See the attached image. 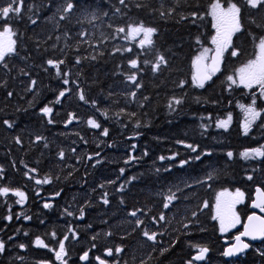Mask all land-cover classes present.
<instances>
[{"label":"trees","instance_id":"16d2710c","mask_svg":"<svg viewBox=\"0 0 264 264\" xmlns=\"http://www.w3.org/2000/svg\"><path fill=\"white\" fill-rule=\"evenodd\" d=\"M9 2L0 0V6ZM66 2L24 0L21 14L0 18V31L7 23L17 33L15 53L0 62V187L24 193L21 203L11 192L0 196V264H60L49 248L57 250L65 236L66 264H187L197 246L209 251L193 264H264V241L236 260L223 257L225 240L250 214L254 189L264 191V157L240 155L264 145V111L245 135L239 107L254 97L227 80L254 58L264 36V7L232 0L242 9V31L219 70L198 88L192 62L213 37L215 0H73L74 9L64 13ZM219 2L226 8L229 0ZM140 22L157 29L153 46L128 36L127 26ZM120 27L126 31L117 32ZM158 55L167 63L154 73ZM49 59L64 61L61 75ZM131 59L138 69L129 67ZM133 72L139 89L127 80ZM45 106L52 109L48 115L41 112ZM229 115L227 130L216 127ZM89 119L100 127L92 128ZM45 178L50 182L36 183ZM237 189L244 193L236 208L241 224L222 235L213 219L216 198ZM144 231L156 233L155 241ZM37 237L48 247L37 246ZM116 247L122 248L118 254ZM108 249L113 254L107 257Z\"/></svg>","mask_w":264,"mask_h":264},{"label":"snow or ice","instance_id":"6c2138e0","mask_svg":"<svg viewBox=\"0 0 264 264\" xmlns=\"http://www.w3.org/2000/svg\"><path fill=\"white\" fill-rule=\"evenodd\" d=\"M125 0H120L121 4H124ZM24 3V0H11V2L7 3L4 6H0V18H3L5 21L8 20L12 15H19L22 11V5ZM245 3L247 6H249L252 9H258L261 7H264V0H245ZM75 7V4L73 0H67L66 7L63 8L64 13L71 12ZM139 7V5H138ZM241 7L237 4L232 2V0H229L228 6L226 8L222 7L219 0H215L214 3L211 5V11L210 15L213 18V27L216 29V35L212 37V43L215 45L214 55L211 57V65L207 64H201V60L204 59V53H201V55L197 56L193 60V68L195 71L192 75V82L193 85L198 88H203L205 86V82L210 80L212 76L219 70V61L222 58L224 51L229 48V46L232 43V37L234 34L241 32L243 25L241 23ZM161 15H164L163 12H161ZM193 17L197 16V13L193 12L191 13ZM65 15H61L60 19H65ZM32 23H35V21H31ZM117 32H125L126 29L124 27H120L116 29ZM157 32V29L151 26H146L143 22H140L138 24H129L127 26V33L128 36L132 39H135L137 36L142 35V39L139 41V46H153V35ZM17 33L10 27L7 23L4 24L2 31H0V62L5 61L6 57L12 55L16 51V40L13 39L14 36H16ZM83 35V33H81ZM258 48V54L256 55V58L254 60H250L248 64H246L243 68L239 70L238 79L239 84L243 85L245 88H252L253 85H258L260 88V95L262 98H264V36L260 37L257 44ZM130 51L131 49H127ZM119 51V49H117ZM208 49H205L204 52L206 53ZM233 56H236L237 50L233 49L232 53ZM92 59H95V57H92ZM50 67L57 69V75H61L59 71V66L64 63L63 60H52L49 59L46 62ZM76 63H80V59L77 58ZM147 63V61H145ZM167 63L165 57L163 55L157 56V62L152 65V71L155 73L157 72L161 65H165ZM129 67L131 69H138V61L136 59L129 60ZM65 77L68 76V73H63ZM127 80L134 84L135 88L139 89L141 87V84L137 80V75L135 72L129 74L127 76ZM227 80L231 82L232 84H236V79H234L233 76H228ZM33 85L36 83L35 81L31 82ZM65 85L69 83L67 79L63 81ZM184 81H180L179 86H183ZM67 89L62 90L59 92V95L57 96L56 102H60V98L65 96ZM9 96L12 95V93L8 94ZM132 96L136 95V92L131 93ZM80 100H85V97L83 94L80 95ZM147 99V97H145ZM175 104L181 103L179 99L173 98ZM93 104L95 102L93 101ZM256 99L255 97L252 100V103L248 106L241 105L245 111V122L243 124V130L244 134H248L249 128L252 126V124L261 117L262 111L264 110H257L255 107ZM169 107H172V104H169ZM123 112L124 110L121 109ZM41 112L44 115H48L52 112V109L50 107L45 106L43 109H41ZM70 115V120L72 118V114ZM231 121V115L228 116L225 120H219L217 121L216 127L223 128L225 130L228 129V125ZM4 123L8 127H12V124H10L7 120L4 121ZM49 123H52L51 120H49ZM88 124L92 128H99L100 125L96 123L95 120L89 119ZM104 134H107V129H104ZM40 137H37V140H39ZM16 143H21L20 139H16ZM180 143H183L182 141ZM193 152H195L197 149L193 147L192 145H187ZM210 154V153H207ZM241 157L244 159H251V158H257V157H264V145H262L259 148H253L249 150H245L242 152ZM59 156L63 158L64 153L60 152ZM227 156L229 158H232L233 153L228 152ZM161 160L165 159V157H160ZM195 159H200V156L197 155ZM186 161H181L180 166L182 167ZM34 171V170H33ZM123 169H121V173H123ZM27 175V173L25 174ZM209 179H212V176L210 175L208 177ZM248 179H252L251 176L248 177ZM49 179L45 178L43 181L36 180L37 184L49 183ZM12 193L18 197H20V200L17 201V203H21L24 199V193L19 190H13L9 189L8 187H0V196H6L9 193ZM257 193H259V201L253 203V207L260 208L262 212H264V191H261V189L257 188ZM226 193H219L217 195V203H216V215L213 216V219H217L220 222L221 225V231H226L228 227H234L236 223H239V218L235 215V213L232 211V209L235 207L236 204L242 202L244 193L241 192L239 189L236 190L234 194H228L231 199L226 201H221V197L224 196ZM58 195V193H57ZM174 199V194L167 197L168 201H171ZM104 203L107 204L108 200L105 199ZM50 205L45 204L44 207L47 208ZM164 207H169V203H165ZM205 207H207V203H205ZM130 215L135 216L136 211H132ZM193 216L196 215L195 212L192 213ZM8 219H11V217H8ZM160 219L163 220L164 216L161 214ZM248 223L244 225V231L241 232L239 235L235 237L236 243L232 245L230 248L226 249L223 253L225 257H231L236 256L239 253L244 252V250L249 249L251 245L249 243L244 242L241 237H248L250 240H264V218L251 215L248 217ZM143 222L140 220L136 221L137 227H140V225ZM147 240L149 241H155L156 233H149L148 231H144L142 233ZM55 236V234H53ZM68 239L67 236H65L63 239L58 241V250H54L49 248L50 251L55 252V258L57 261L60 262V264H66L64 257L66 255L65 252V241ZM35 244L42 248H47L48 245L45 244V242L37 237ZM21 248H24L25 246L23 244L20 245ZM198 247V252L196 255L192 257L191 260L187 262V264H193L194 261H202L205 259L206 253L209 251L207 247ZM5 248V245L3 242H0V252H3ZM115 253H120L122 251L121 247L115 248ZM107 255H112L113 250L108 249L106 250ZM88 258V253L85 252L80 259L86 260ZM44 264H47V262H44ZM100 264H105L103 260L100 261Z\"/></svg>","mask_w":264,"mask_h":264},{"label":"rangeland","instance_id":"374dc122","mask_svg":"<svg viewBox=\"0 0 264 264\" xmlns=\"http://www.w3.org/2000/svg\"><path fill=\"white\" fill-rule=\"evenodd\" d=\"M210 11H211V9H210ZM210 11H209V15H210ZM210 17L212 18V16L210 15ZM212 23H213V18H212ZM2 31V30H1ZM213 31H214V33H213V36H215L216 35V29L213 27ZM235 35V34H234ZM233 35V36H234ZM143 37H142V35L141 36H137L135 39H137L136 41L139 43V41L142 39ZM233 38V37H232ZM130 39H132V38H130ZM230 47V46H229ZM205 49H208V51L205 53L204 52V50ZM229 49V48H228ZM228 49H226L225 51H224V54L227 52V50ZM214 50H215V45L212 43V39H211V41H210V45L208 46V47H206V48H204L202 51H200V53L197 55V56H199V55H201V53H204V59H202L201 60V64L203 65V64H207V65H211V63H212V61H211V57L214 55ZM224 54H223V56H224ZM258 54V48H256V52H255V56H254V58L252 59V60H254L255 58H256V55ZM196 56V57H197ZM222 56V57H223ZM221 62H222V58L220 59V61H219V67H220V64H221ZM245 66V65H244ZM244 66H242L241 68H243ZM241 68H239V69H237L231 76H233L234 77V79H236V84H232L231 82H229V85L230 86H234V87H238V88H242L244 91H246L247 93H249V94H251L252 96H254L255 98H257L258 100H264V98H262L261 97V95H260V88H259V86L258 85H253V87L252 88H245L243 85H241V84H239V79H238V73H239V70L241 69ZM194 71H195V69H194ZM251 91H253V92H251ZM251 104V102L249 103V104H247V105H244V106H248V105H250ZM255 107H256V104H255ZM257 108V107H256ZM239 109H240V111H241V114H242V119H243V122H242V129H243V124H244V122H245V111H244V109L242 108V107H239ZM258 110V109H257ZM231 123V122H230ZM230 123H229V125H230ZM229 125H228V127H229ZM253 125V124H252ZM251 128V127H250ZM249 128V129H250ZM249 131V130H248ZM243 132H244V130H243ZM222 193V192H221ZM223 193H226L224 196H222L221 197V201H226V200H229V199H231V197L228 195V194H234L235 192H229V191H224ZM243 199H244V197H243ZM216 203H217V198H216ZM216 203H215V208H214V216L216 215ZM241 203V202H240ZM240 203H238V204H236L235 205V207L232 209V211L235 213V215L239 218V216H238V213L236 212V208H237V206H239V204ZM216 221H217V224H218V226H219V231H220V233L222 234V235H224V234H226V233H228V232H230V231H232L236 226H238L239 224H240V218H239V223H236L235 224V226L234 227H228L227 228V230L226 231H221V225H220V222H219V220H217L216 219ZM58 250V249H57ZM54 256H55V253H54Z\"/></svg>","mask_w":264,"mask_h":264},{"label":"water","instance_id":"95a60500","mask_svg":"<svg viewBox=\"0 0 264 264\" xmlns=\"http://www.w3.org/2000/svg\"><path fill=\"white\" fill-rule=\"evenodd\" d=\"M257 188H258V187H256V188L254 189V193H253V196H252V201L250 202V204H249V206H248V209H249L250 214H249V215L247 216V218L243 221V223H242V227H241V230H240V232H239L237 235H239L241 232L244 231V225L247 224V223L249 222V221H248V217H249V216H251V215H255V216H258V217L264 218V212H262V211L260 210V208L253 207V203L259 201V193H257ZM259 189H260V188H259ZM261 191H262V190H261ZM237 235H235L231 241H226V240H225V242H224V244H225L224 251H225L226 249L230 248L232 245H234V244L236 243V241H235V237H236ZM241 239H242L244 242L249 243L251 246L259 245V244H261V243L264 241V240H260V239H257V240H250L248 237H241ZM224 251H223V253H224ZM246 251H247V249L244 250V252L237 254L236 256L225 257V256L223 255V257H224V259H225L226 261L229 262V261H231V260H236V259L242 257L243 254H245ZM106 256L108 257L109 255L106 254ZM86 260H87V259H86ZM86 260H83V261L81 260V262H84V263H85ZM98 262L100 263V261H98Z\"/></svg>","mask_w":264,"mask_h":264},{"label":"flooded vegetation","instance_id":"af4514ba","mask_svg":"<svg viewBox=\"0 0 264 264\" xmlns=\"http://www.w3.org/2000/svg\"><path fill=\"white\" fill-rule=\"evenodd\" d=\"M251 96H252V95H251ZM253 97H254V96H253ZM250 100H251V99H249V103H250V102L252 103V101H250ZM258 101H259V102H263V103H264V100H261V101H260V100H258ZM242 202H243V200H242ZM239 232H240V231H239ZM239 232H238V233H239ZM238 233H237V234H238ZM88 260H89V259H87V260H86V262H87Z\"/></svg>","mask_w":264,"mask_h":264},{"label":"bare ground","instance_id":"6f19581e","mask_svg":"<svg viewBox=\"0 0 264 264\" xmlns=\"http://www.w3.org/2000/svg\"><path fill=\"white\" fill-rule=\"evenodd\" d=\"M247 218V217H246ZM104 254V253H103ZM97 257V256H96Z\"/></svg>","mask_w":264,"mask_h":264}]
</instances>
